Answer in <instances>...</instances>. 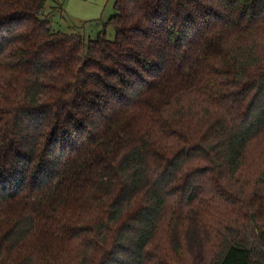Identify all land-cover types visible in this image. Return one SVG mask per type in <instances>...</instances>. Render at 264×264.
Masks as SVG:
<instances>
[{
  "label": "trees",
  "instance_id": "1",
  "mask_svg": "<svg viewBox=\"0 0 264 264\" xmlns=\"http://www.w3.org/2000/svg\"><path fill=\"white\" fill-rule=\"evenodd\" d=\"M46 1L0 0V264H264V0H116L88 41Z\"/></svg>",
  "mask_w": 264,
  "mask_h": 264
},
{
  "label": "rangeland",
  "instance_id": "2",
  "mask_svg": "<svg viewBox=\"0 0 264 264\" xmlns=\"http://www.w3.org/2000/svg\"><path fill=\"white\" fill-rule=\"evenodd\" d=\"M116 0H47L43 18L52 22L55 30L81 33L85 40L95 38L103 25L115 14ZM107 37L115 38L110 28ZM264 163V134L248 147L242 168L243 181L249 185L257 178ZM189 220L175 221L169 229L171 244L176 249L186 246L197 262L205 256V243L209 230L194 212Z\"/></svg>",
  "mask_w": 264,
  "mask_h": 264
}]
</instances>
